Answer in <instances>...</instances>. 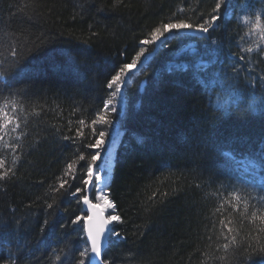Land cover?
Masks as SVG:
<instances>
[{
    "label": "trees",
    "instance_id": "16d2710c",
    "mask_svg": "<svg viewBox=\"0 0 264 264\" xmlns=\"http://www.w3.org/2000/svg\"><path fill=\"white\" fill-rule=\"evenodd\" d=\"M216 2L0 0V105L7 100L11 115L15 101L21 124L0 132L5 169L19 157L0 180V264H75L86 235L71 221L87 213L76 197L51 189L74 161L68 191L81 187L78 156L90 160L96 151L85 145L94 142L91 120L115 89L107 87L111 76L154 28L202 23ZM256 10L264 0H226L208 35L166 33L154 57L145 64L142 57L127 75L110 123L97 126L107 133L100 156L121 137L107 186L122 218L112 228L120 237L111 236L104 253L110 264H232L233 249L222 245L235 233L221 220L239 230L238 240L259 234L264 242V45L244 51L259 36L246 35L239 19ZM191 41L195 50L184 49ZM234 189L248 196L247 212L243 203L233 209ZM262 260L255 254L248 264Z\"/></svg>",
    "mask_w": 264,
    "mask_h": 264
},
{
    "label": "snow or ice",
    "instance_id": "6c2138e0",
    "mask_svg": "<svg viewBox=\"0 0 264 264\" xmlns=\"http://www.w3.org/2000/svg\"><path fill=\"white\" fill-rule=\"evenodd\" d=\"M118 2V0H117ZM226 3V0H217L214 8L212 9V13L210 18L205 19L202 23H189L186 20H178L174 22L164 23L161 26H158L152 30L150 33V38L143 39L139 42V50L135 52V55L132 57L130 63H124L122 66L118 67V70L114 75L111 76L110 81L107 84L109 89H113L111 92L110 98L106 100L103 105V110L96 113L95 119L91 120V134L94 142L88 143L85 145L86 149H94L96 150L94 154L91 155L90 160L85 157L84 154H79V161H83V168L85 171L79 173L80 175V184L81 187H76L74 191H68L71 188V185L68 182V179L75 180L77 173L69 171L73 169V164L68 163L67 168L65 170L64 175L68 178H58L59 183L58 187L52 188L53 192H59L60 190L67 191L68 195L76 197L79 202H82L88 208L89 214L84 215L83 213L76 215L74 219H72V224H82V229L86 234V244L82 250L79 251V259L75 262V264H110L107 259L103 258V244L105 239L110 236L120 237L121 233L115 230H110L109 226L113 223H122V218L120 215L115 214L116 205L112 200H110L107 194L102 189L95 188V182L101 179L100 170L96 167V162L100 159V151L99 149L105 143L104 137L107 135L105 131H96L97 126H106L110 123L107 113L109 111V107L114 104L115 98L120 94L123 85L126 82L127 75L136 69L138 63L142 62V57H145V54L148 51L146 46L153 45L156 42L160 41L162 37H165L166 33H173L175 35H180L183 31H191L197 32L201 34H208L210 29H213L216 25V22L220 19V10L223 4ZM243 23L249 26V30L246 35L256 34L259 36V43L256 45V48L253 49L251 47L244 49L246 52L259 51L260 46L264 45V10H256L251 14H245L239 18ZM211 43L215 44L216 41H211ZM11 55L15 57L17 55L16 51L13 50ZM240 61H244V56H239ZM202 68L206 67V65H202ZM237 69L233 68L234 77L236 76ZM249 83H254V81H249ZM8 101L5 100L4 105H0V132L6 134V130L11 129L12 131H16L20 128V118L16 113V103L12 101L11 108L12 114H9L7 110ZM111 112H115L116 108L112 106L110 108ZM38 115V113H37ZM79 124L83 126L85 121L81 119ZM24 135V133H21ZM76 135L83 139L84 132L80 129H76ZM19 138V137H18ZM65 139H70L69 137H64ZM75 139V138H71ZM0 141H3V135H0ZM5 147H13L12 145L4 144ZM15 147H18L15 146ZM226 155H233V153L228 152ZM264 155V153H262ZM19 157H15L12 160V167L5 169V160L0 158V180H5L9 177L10 173H13V169L15 168ZM95 190L96 195L90 198L88 194L90 190ZM242 189H234L232 192V196L234 197L236 203L232 204V201H228L232 204L234 210H239L240 204L243 203L244 211L247 212L249 207L248 196L242 195ZM264 199V198H262ZM97 201V202H94ZM102 201V203H101ZM49 208L52 207V204L47 205ZM109 210H112L109 213ZM108 213V214H106ZM259 220L264 222V215H260ZM252 221L257 219V213L255 211L252 212L251 215ZM47 221H44V224L47 225ZM221 225H223V229H226L227 233L232 234L229 236H225V239L228 241L224 243L222 247L227 251L230 248L233 249L232 252V264H240V257H244V264H248L251 261L252 256L255 254H259L261 257H264V242H262V238L259 234L256 236L242 237L240 240L237 239L239 234L238 229H234L231 226V221L228 224H225L223 220L220 221ZM222 229V233H223ZM259 232L264 233V227L259 229ZM252 241H256L255 246ZM246 243L247 247L243 248V251L240 252L242 244ZM57 261H61V257L57 255L55 257ZM221 259H225L221 257ZM262 264H264V260H262Z\"/></svg>",
    "mask_w": 264,
    "mask_h": 264
},
{
    "label": "water",
    "instance_id": "95a60500",
    "mask_svg": "<svg viewBox=\"0 0 264 264\" xmlns=\"http://www.w3.org/2000/svg\"><path fill=\"white\" fill-rule=\"evenodd\" d=\"M182 33L186 34L190 39H191V38H195V37H202V36H206V35H208V34L205 35V34H201V33H197V32H191V31H183ZM165 40H166V37H162L160 41H158V42H156V43L154 44L155 48H154L152 51L148 52V53L145 55V58L143 59L142 64L147 63L149 60H151V59L154 57V55H155V54L159 51V49L163 46V43L165 42ZM196 45H197L196 42L191 41V43H189V45H187L184 49L192 48V47H195ZM145 84H146V81H143L142 84H141V89H143V87L145 86ZM88 194L90 195V198H92L93 190H90ZM83 208H84L85 213H87V215H88V214H89L88 208H87L85 205H83ZM112 228H113V224L109 226V229H110V230H112ZM85 235H86V234H85ZM110 237H111V236H110ZM110 237H107V238L105 239L104 244H103V258H104V259H105L104 253H105V251H106V249H107V247H108L107 244H108V241H109V238H110Z\"/></svg>",
    "mask_w": 264,
    "mask_h": 264
},
{
    "label": "bare ground",
    "instance_id": "6f19581e",
    "mask_svg": "<svg viewBox=\"0 0 264 264\" xmlns=\"http://www.w3.org/2000/svg\"><path fill=\"white\" fill-rule=\"evenodd\" d=\"M138 69H139V67L137 68L136 67V69H135V71H138ZM122 132H118V135H120ZM117 140H121V137L119 136V138H117ZM120 142V141H119ZM111 160V159H110ZM109 165H110V163H109ZM107 169L104 171V170H102V169H99L100 170V177H101V175H102V178L103 179H105V175H106V173H107V170H108V166L106 167ZM112 177V176H111ZM111 177H110V180H111ZM106 180V179H105ZM104 180V181H105ZM109 180V181H110ZM97 183H98V181L96 182V184H95V188L97 189ZM108 184H109V182H108ZM108 184H106L105 185V188H104V190H106V194H107V196H108V190H107V186H108Z\"/></svg>",
    "mask_w": 264,
    "mask_h": 264
},
{
    "label": "rangeland",
    "instance_id": "374dc122",
    "mask_svg": "<svg viewBox=\"0 0 264 264\" xmlns=\"http://www.w3.org/2000/svg\"><path fill=\"white\" fill-rule=\"evenodd\" d=\"M137 68H138V65H137ZM135 70H133V71H131V72H134ZM130 72V73H131ZM122 97V96H121ZM121 100V99H120ZM117 140V139H116ZM121 142V140H117V144H119L120 142ZM103 156H100V159H99V161H101L103 158H102ZM105 179H103L102 178V175H101V179L98 181V183H97V189H102L105 193H106V190H104V188H105V185H106V183H107V181H104ZM101 203H102V201H101ZM112 210H109V213L111 212ZM106 214H108V213H106Z\"/></svg>",
    "mask_w": 264,
    "mask_h": 264
}]
</instances>
